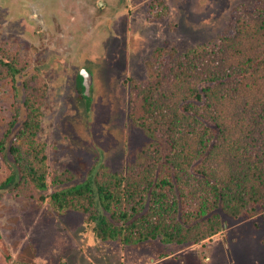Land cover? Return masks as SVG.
<instances>
[{
    "label": "rangeland",
    "instance_id": "374dc122",
    "mask_svg": "<svg viewBox=\"0 0 264 264\" xmlns=\"http://www.w3.org/2000/svg\"><path fill=\"white\" fill-rule=\"evenodd\" d=\"M261 10L264 0H0V59L18 68L13 77L0 67V182L18 169L10 145L22 122L6 129L14 102L20 120L26 113L25 81L41 102L36 140L48 183L41 190L16 176L0 189V264H264V201L237 217L217 208L223 229L197 241L132 244L95 238L87 212L47 201L48 192L123 172L151 142L130 117L149 66L239 34L242 18Z\"/></svg>",
    "mask_w": 264,
    "mask_h": 264
},
{
    "label": "trees",
    "instance_id": "16d2710c",
    "mask_svg": "<svg viewBox=\"0 0 264 264\" xmlns=\"http://www.w3.org/2000/svg\"><path fill=\"white\" fill-rule=\"evenodd\" d=\"M253 19L256 24L249 25ZM242 21L248 25H239V34L193 48L172 65L149 66L150 77L135 85L130 117L151 142L123 172L104 171L102 177L48 192L49 205L87 212L97 239L132 244L157 237L197 241L223 229L217 208L237 217L263 202L264 11ZM247 37L258 42L255 48ZM4 66L14 77L13 62L0 59ZM21 86L26 113L20 120L14 102L6 129L9 136L22 122L10 145L18 169L0 189L17 176V183L45 190L44 155L36 140L41 102L27 82ZM239 97L244 104L235 111L230 105Z\"/></svg>",
    "mask_w": 264,
    "mask_h": 264
},
{
    "label": "water",
    "instance_id": "95a60500",
    "mask_svg": "<svg viewBox=\"0 0 264 264\" xmlns=\"http://www.w3.org/2000/svg\"><path fill=\"white\" fill-rule=\"evenodd\" d=\"M81 73L84 75V84L87 88V90L90 88V84H91V75L89 74V72L85 69H83L81 71Z\"/></svg>",
    "mask_w": 264,
    "mask_h": 264
}]
</instances>
